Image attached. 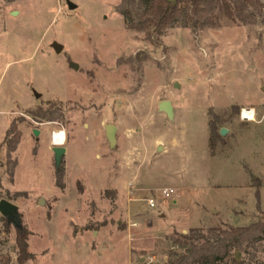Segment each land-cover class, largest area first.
<instances>
[{"label": "rangeland", "instance_id": "obj_1", "mask_svg": "<svg viewBox=\"0 0 264 264\" xmlns=\"http://www.w3.org/2000/svg\"><path fill=\"white\" fill-rule=\"evenodd\" d=\"M120 2L0 0V200L21 217L0 214V264H165L176 233L264 220V8L251 25L221 17L147 39ZM51 106L63 117H38ZM9 128L20 140L8 157ZM55 131L66 137L61 174ZM251 251L238 259L264 264V240Z\"/></svg>", "mask_w": 264, "mask_h": 264}, {"label": "trees", "instance_id": "obj_2", "mask_svg": "<svg viewBox=\"0 0 264 264\" xmlns=\"http://www.w3.org/2000/svg\"><path fill=\"white\" fill-rule=\"evenodd\" d=\"M263 8L264 4L260 0H121L118 12L128 29L143 30L145 38L151 39L153 34L159 37L166 29L174 27H187L193 32L217 27L221 17L251 25L256 22L255 13L263 16ZM38 117L57 121L63 114L59 107L51 106L39 112ZM210 133V137L216 134L213 125L210 126ZM19 140L17 131L12 128L6 131L4 143L8 157L16 149ZM15 165L14 160L10 171ZM61 169H57L59 174ZM263 240V219L244 226H215L205 230L192 228L187 233H176L171 238L165 264H244L243 260L235 257V252L242 253L250 247L252 251L249 259H252ZM16 249L17 261L20 263L29 255L26 230L17 232Z\"/></svg>", "mask_w": 264, "mask_h": 264}, {"label": "water", "instance_id": "obj_3", "mask_svg": "<svg viewBox=\"0 0 264 264\" xmlns=\"http://www.w3.org/2000/svg\"><path fill=\"white\" fill-rule=\"evenodd\" d=\"M67 6L69 9H74L76 5H74L72 2L67 1ZM54 49L56 52H60L62 50V47L58 44H54ZM72 67L74 69H77V64H72ZM176 86V85H175ZM158 111L163 112L166 114L167 118L172 119L174 115V110L172 103L169 100H161L157 103ZM105 132L106 137L109 140L111 144L115 143V132L116 127L114 125L108 124L105 126ZM227 132L225 128H221L219 130L220 135H224ZM35 136L38 135V131L34 130L33 133ZM161 148H159L160 150ZM53 152V159H54V166L56 169L60 168L63 157L66 153V148L62 145H56L52 147ZM42 200L40 201V204H42ZM0 214L8 221V222H19L20 221V214L18 213V207L11 203L10 201L6 199L0 200ZM240 256L239 252H235V257L238 259Z\"/></svg>", "mask_w": 264, "mask_h": 264}, {"label": "built area", "instance_id": "obj_4", "mask_svg": "<svg viewBox=\"0 0 264 264\" xmlns=\"http://www.w3.org/2000/svg\"><path fill=\"white\" fill-rule=\"evenodd\" d=\"M251 111H254L251 108H243L240 111V119L244 120V121H251L254 120V117L250 116ZM248 113V116H245L244 114ZM254 113V112H253ZM250 117V118H249ZM162 197L163 198H170L172 196V194L174 193V190L171 188H165L162 190ZM147 204L150 208H154L156 206V202L153 199H148L147 200Z\"/></svg>", "mask_w": 264, "mask_h": 264}, {"label": "bare ground", "instance_id": "obj_5", "mask_svg": "<svg viewBox=\"0 0 264 264\" xmlns=\"http://www.w3.org/2000/svg\"><path fill=\"white\" fill-rule=\"evenodd\" d=\"M250 116L253 117V111H251ZM53 144L63 145L66 141L65 133L62 131H55L52 135Z\"/></svg>", "mask_w": 264, "mask_h": 264}, {"label": "snow or ice", "instance_id": "obj_6", "mask_svg": "<svg viewBox=\"0 0 264 264\" xmlns=\"http://www.w3.org/2000/svg\"><path fill=\"white\" fill-rule=\"evenodd\" d=\"M244 115H245V116H248L249 114H248V113H245ZM249 118H250V117H249Z\"/></svg>", "mask_w": 264, "mask_h": 264}]
</instances>
